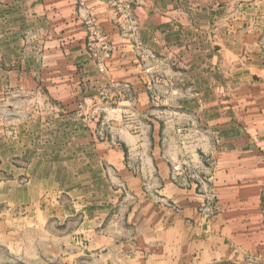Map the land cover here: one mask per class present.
<instances>
[{"label":"crops","instance_id":"0c3cea01","mask_svg":"<svg viewBox=\"0 0 264 264\" xmlns=\"http://www.w3.org/2000/svg\"><path fill=\"white\" fill-rule=\"evenodd\" d=\"M118 2L0 0V84L46 93L39 144L0 127V218L41 264H264V0Z\"/></svg>","mask_w":264,"mask_h":264},{"label":"rangeland","instance_id":"374dc122","mask_svg":"<svg viewBox=\"0 0 264 264\" xmlns=\"http://www.w3.org/2000/svg\"><path fill=\"white\" fill-rule=\"evenodd\" d=\"M17 73L19 76L20 72ZM225 77L227 78V75H225ZM38 85L39 84L36 83H33V86L25 85L19 81L16 83V86L8 84L4 85V83L0 84V127L2 132V144H5V142L8 141L9 136L11 139L17 140L18 143L23 142V144H26L31 140H35V142L38 144L41 142L42 137L39 133L40 126L44 125L43 122L45 120L41 119L40 112L46 110L41 100L42 95L45 96L46 93L43 92ZM159 89L161 95L168 94V92H165V88ZM230 94L231 93H229V95ZM175 105L176 104L174 102L167 101V103H159L156 109L158 111L165 112V115L167 116L169 114L168 112L174 109ZM227 105L230 106L229 103ZM9 112H11V114H9ZM164 120V129H167L168 132H170L171 127L184 126L186 121L184 118H174L172 116H167ZM106 125L107 121L104 120V126ZM14 128H16L17 134H15ZM22 129H30V132L31 130L34 132L35 130H38L39 132L30 135V132L27 134L22 131ZM8 130H10V133H8ZM192 134H188L189 136L186 134L174 136L173 134L169 135L168 133L166 135L167 143L172 146L179 141L180 145L181 142H184L185 145L192 146V143H190L192 142ZM181 150L182 151H178L179 155L182 154L179 156V158L184 160H190L192 158L190 151H188L190 150V147L181 148ZM41 152L42 151L36 150H22L18 144V149L16 152L18 166L23 167L24 164L31 161V159L41 157ZM6 154H8V152L2 150V157ZM187 155H189V157H187ZM193 168L197 169V167ZM181 169L182 168L179 167L175 171H181ZM185 169L186 171L192 170V167L189 164V166ZM17 217H19V215ZM15 226V224H9L6 221V218H0V264H41L40 259H35V261L30 259L29 255H26L27 253L23 247L24 240H29V242L34 240L35 244L37 245V250L41 251V245L39 242L41 233L39 231H27L25 229L15 228Z\"/></svg>","mask_w":264,"mask_h":264},{"label":"built area","instance_id":"2783aa9c","mask_svg":"<svg viewBox=\"0 0 264 264\" xmlns=\"http://www.w3.org/2000/svg\"><path fill=\"white\" fill-rule=\"evenodd\" d=\"M107 1H109L116 8L117 11L123 12L124 14L127 13V10L129 9L128 2L120 5L118 0H107ZM88 28L92 35L96 34V25L92 19L88 21ZM103 46L105 47V43H103ZM149 70L150 68L146 69V71H149ZM178 168L179 167L177 165L172 167L174 171L177 170Z\"/></svg>","mask_w":264,"mask_h":264}]
</instances>
